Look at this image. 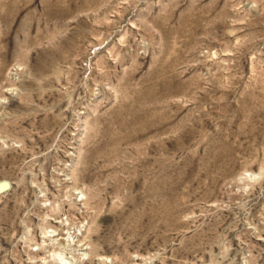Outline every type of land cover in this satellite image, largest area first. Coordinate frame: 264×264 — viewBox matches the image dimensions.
<instances>
[{"label": "rangeland", "instance_id": "1", "mask_svg": "<svg viewBox=\"0 0 264 264\" xmlns=\"http://www.w3.org/2000/svg\"><path fill=\"white\" fill-rule=\"evenodd\" d=\"M0 264H264V0H0Z\"/></svg>", "mask_w": 264, "mask_h": 264}, {"label": "water", "instance_id": "2", "mask_svg": "<svg viewBox=\"0 0 264 264\" xmlns=\"http://www.w3.org/2000/svg\"><path fill=\"white\" fill-rule=\"evenodd\" d=\"M9 187V183L7 181H0V190H4Z\"/></svg>", "mask_w": 264, "mask_h": 264}, {"label": "bare ground", "instance_id": "3", "mask_svg": "<svg viewBox=\"0 0 264 264\" xmlns=\"http://www.w3.org/2000/svg\"><path fill=\"white\" fill-rule=\"evenodd\" d=\"M8 182V181H7ZM9 183V182H8Z\"/></svg>", "mask_w": 264, "mask_h": 264}]
</instances>
